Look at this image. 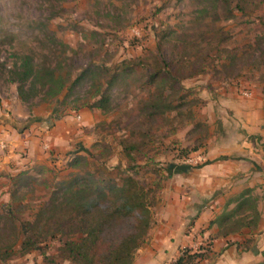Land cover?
Returning a JSON list of instances; mask_svg holds the SVG:
<instances>
[{
  "label": "rangeland",
  "instance_id": "obj_1",
  "mask_svg": "<svg viewBox=\"0 0 264 264\" xmlns=\"http://www.w3.org/2000/svg\"><path fill=\"white\" fill-rule=\"evenodd\" d=\"M245 78H264V0H0V264H76L92 183L135 177L153 222L167 165L206 160V97Z\"/></svg>",
  "mask_w": 264,
  "mask_h": 264
},
{
  "label": "crops",
  "instance_id": "obj_2",
  "mask_svg": "<svg viewBox=\"0 0 264 264\" xmlns=\"http://www.w3.org/2000/svg\"><path fill=\"white\" fill-rule=\"evenodd\" d=\"M229 82L206 97V122L218 126L204 163H169L153 223L131 264H170L185 247L210 245L190 264H262L264 257V78ZM216 92V93H215ZM248 189V193L242 196ZM248 198L247 218L225 236L218 222ZM256 212L257 218L252 214Z\"/></svg>",
  "mask_w": 264,
  "mask_h": 264
},
{
  "label": "trees",
  "instance_id": "obj_3",
  "mask_svg": "<svg viewBox=\"0 0 264 264\" xmlns=\"http://www.w3.org/2000/svg\"><path fill=\"white\" fill-rule=\"evenodd\" d=\"M16 68L19 75L18 92L23 97L25 82L37 77L32 57L23 56ZM107 99L108 97H101L93 105L104 107ZM197 149L198 147H195L193 151ZM184 150L181 149L180 152ZM84 189L95 195V199H89L81 206V212L77 214L79 218L74 222L80 236L64 243V250L76 264H131L135 251L145 241L153 223L150 207L144 195L139 196L144 186L135 177L128 175L122 178L121 183L113 181H107L102 185L92 183ZM247 193L248 189L241 195ZM250 204L248 198L243 199L238 203V208L211 220L210 223H219L222 227L218 232L220 235L225 236L234 232V228L247 218L235 215L242 210L241 208H250ZM252 216L257 218L258 214L253 212ZM209 245L210 241L207 240L195 251L185 247L170 264L194 263L205 257ZM24 247L28 250L33 248V245L24 244ZM262 255L264 257V251Z\"/></svg>",
  "mask_w": 264,
  "mask_h": 264
},
{
  "label": "built area",
  "instance_id": "obj_4",
  "mask_svg": "<svg viewBox=\"0 0 264 264\" xmlns=\"http://www.w3.org/2000/svg\"><path fill=\"white\" fill-rule=\"evenodd\" d=\"M245 94L247 93V92H244ZM197 158H200V156H198ZM203 245V244H202Z\"/></svg>",
  "mask_w": 264,
  "mask_h": 264
}]
</instances>
